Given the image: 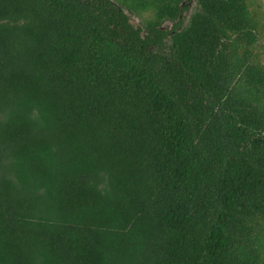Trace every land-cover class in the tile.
Masks as SVG:
<instances>
[{"label":"trees","instance_id":"obj_1","mask_svg":"<svg viewBox=\"0 0 264 264\" xmlns=\"http://www.w3.org/2000/svg\"><path fill=\"white\" fill-rule=\"evenodd\" d=\"M192 1L0 0V264H264L258 23Z\"/></svg>","mask_w":264,"mask_h":264},{"label":"rangeland","instance_id":"obj_2","mask_svg":"<svg viewBox=\"0 0 264 264\" xmlns=\"http://www.w3.org/2000/svg\"><path fill=\"white\" fill-rule=\"evenodd\" d=\"M249 8L252 12V15L257 20L258 29H257V40L253 45V52L256 61L264 64V0H247ZM197 8L196 1L190 3L188 12L186 15L185 23L188 22V19ZM127 13L130 15L132 23L135 25L145 26L147 19H154V12L151 8L143 9L140 12L131 11L128 7H125ZM171 21H165V25L171 26Z\"/></svg>","mask_w":264,"mask_h":264}]
</instances>
